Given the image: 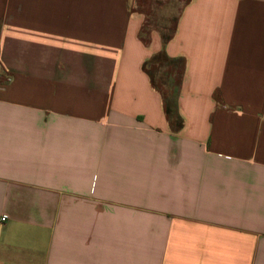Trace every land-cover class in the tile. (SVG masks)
<instances>
[{
    "label": "crops",
    "instance_id": "0c3cea01",
    "mask_svg": "<svg viewBox=\"0 0 264 264\" xmlns=\"http://www.w3.org/2000/svg\"><path fill=\"white\" fill-rule=\"evenodd\" d=\"M173 1L0 0V264H264V0Z\"/></svg>",
    "mask_w": 264,
    "mask_h": 264
},
{
    "label": "rangeland",
    "instance_id": "374dc122",
    "mask_svg": "<svg viewBox=\"0 0 264 264\" xmlns=\"http://www.w3.org/2000/svg\"><path fill=\"white\" fill-rule=\"evenodd\" d=\"M175 3H176V5H175ZM156 5H157V9L159 10L158 11L159 12L158 13L159 14V22L158 23L170 24V22H172V18H174V16L177 13L178 1L175 2L173 0H156ZM167 12L168 13L170 12V14H171V16L168 17V19H166ZM165 32H166V30H165Z\"/></svg>",
    "mask_w": 264,
    "mask_h": 264
},
{
    "label": "trees",
    "instance_id": "16d2710c",
    "mask_svg": "<svg viewBox=\"0 0 264 264\" xmlns=\"http://www.w3.org/2000/svg\"><path fill=\"white\" fill-rule=\"evenodd\" d=\"M166 111H167L169 118L172 119V111L169 108H166ZM175 123L178 126L181 124V121L179 119L175 118Z\"/></svg>",
    "mask_w": 264,
    "mask_h": 264
},
{
    "label": "built area",
    "instance_id": "2783aa9c",
    "mask_svg": "<svg viewBox=\"0 0 264 264\" xmlns=\"http://www.w3.org/2000/svg\"><path fill=\"white\" fill-rule=\"evenodd\" d=\"M4 219H5L4 217H1V218H0V221H3Z\"/></svg>",
    "mask_w": 264,
    "mask_h": 264
}]
</instances>
